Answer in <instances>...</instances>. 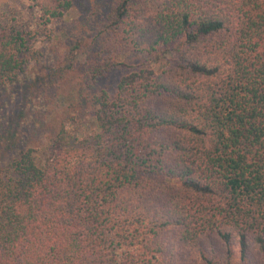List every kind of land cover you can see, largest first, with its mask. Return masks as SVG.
<instances>
[{
    "label": "trees",
    "instance_id": "trees-1",
    "mask_svg": "<svg viewBox=\"0 0 264 264\" xmlns=\"http://www.w3.org/2000/svg\"><path fill=\"white\" fill-rule=\"evenodd\" d=\"M29 1L0 18V264H264V0H114L86 51L71 0Z\"/></svg>",
    "mask_w": 264,
    "mask_h": 264
},
{
    "label": "rangeland",
    "instance_id": "rangeland-1",
    "mask_svg": "<svg viewBox=\"0 0 264 264\" xmlns=\"http://www.w3.org/2000/svg\"><path fill=\"white\" fill-rule=\"evenodd\" d=\"M71 1L72 7L67 10L63 21L59 25L61 31L66 33L61 37V40L66 45H78L82 51H86L89 45L92 44L93 36L96 33V25L105 17L109 6L114 0ZM0 18L12 25H29L36 21L37 15H35L29 0H0ZM55 35H58V32ZM93 46H96V43ZM84 57L85 54H82L81 62ZM46 68L47 65H40L41 71ZM121 73L122 71H115L111 74L109 80L115 82V79ZM73 125L78 129L82 128L88 131L92 128L89 119L78 116L74 117Z\"/></svg>",
    "mask_w": 264,
    "mask_h": 264
}]
</instances>
